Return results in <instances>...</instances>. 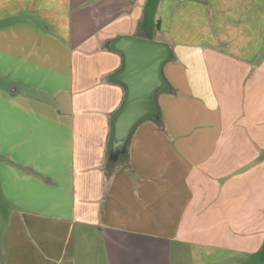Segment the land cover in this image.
<instances>
[{
    "label": "crops",
    "instance_id": "0c3cea01",
    "mask_svg": "<svg viewBox=\"0 0 264 264\" xmlns=\"http://www.w3.org/2000/svg\"><path fill=\"white\" fill-rule=\"evenodd\" d=\"M156 35L162 124L108 169V46ZM0 264H264V0H0Z\"/></svg>",
    "mask_w": 264,
    "mask_h": 264
},
{
    "label": "water",
    "instance_id": "95a60500",
    "mask_svg": "<svg viewBox=\"0 0 264 264\" xmlns=\"http://www.w3.org/2000/svg\"><path fill=\"white\" fill-rule=\"evenodd\" d=\"M112 48L124 56V68L116 80L125 83L128 93L114 119L112 152H124L136 127L148 117L158 116L157 97L167 90L163 68L171 58L170 48L159 42L122 37Z\"/></svg>",
    "mask_w": 264,
    "mask_h": 264
},
{
    "label": "trees",
    "instance_id": "16d2710c",
    "mask_svg": "<svg viewBox=\"0 0 264 264\" xmlns=\"http://www.w3.org/2000/svg\"><path fill=\"white\" fill-rule=\"evenodd\" d=\"M108 49H110V50H113V51H116L115 49H113L112 48V45L111 46H108ZM171 58H172V56H171ZM171 58H170V60L169 61H171ZM168 61V62H169ZM118 75V74H117ZM117 75H115V79H116V77H117ZM165 81H166V79H165ZM166 84H167V89H168V87H169V84H168V82L166 81ZM167 90H162V91H160V92H166ZM159 92V93H160ZM158 93V94H159ZM158 105V104H157ZM122 108V107H121ZM119 112V111H118ZM117 112V113H118ZM158 116L157 117H148V118H146L143 122H141L138 126H140L141 124H143V123H145V122H147V121H152V122H154V123H156L158 126H161V124H162V115H161V112L159 111V107H158ZM117 113L115 114V116L117 115ZM115 116H114V118H113V123H112V134H111V137H110V142H109V152H108V160H107V167H108V169H112V168H114L115 166H117V165H120V163H125L126 161H127V159H128V147H129V144H128V146H127V149L124 151V152H121V153H119L117 156H114L113 155V152H112V141H113V136H114V119H115ZM137 126V127H138ZM137 127H136V129H137ZM135 129V130H136ZM135 130H134V132H135ZM134 132H133V134H134ZM132 134V135H133Z\"/></svg>",
    "mask_w": 264,
    "mask_h": 264
},
{
    "label": "rangeland",
    "instance_id": "374dc122",
    "mask_svg": "<svg viewBox=\"0 0 264 264\" xmlns=\"http://www.w3.org/2000/svg\"><path fill=\"white\" fill-rule=\"evenodd\" d=\"M149 10V9H148ZM148 10H147V15H148ZM154 9L150 10V13L149 15L147 16V20L149 19L150 21L153 20L154 22L157 21V17H154ZM153 38H155V42H157V40L159 39V37L156 35V36H153ZM154 41V39H153Z\"/></svg>",
    "mask_w": 264,
    "mask_h": 264
}]
</instances>
